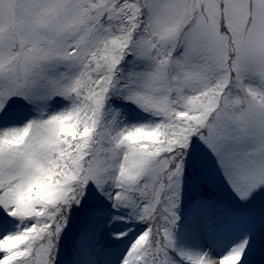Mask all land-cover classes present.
<instances>
[{"label": "snow or ice", "instance_id": "1", "mask_svg": "<svg viewBox=\"0 0 264 264\" xmlns=\"http://www.w3.org/2000/svg\"><path fill=\"white\" fill-rule=\"evenodd\" d=\"M0 264H264V0H0Z\"/></svg>", "mask_w": 264, "mask_h": 264}]
</instances>
